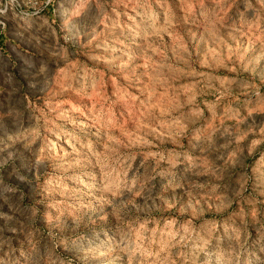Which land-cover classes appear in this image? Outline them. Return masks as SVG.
I'll return each instance as SVG.
<instances>
[{"label":"rangeland","instance_id":"374dc122","mask_svg":"<svg viewBox=\"0 0 264 264\" xmlns=\"http://www.w3.org/2000/svg\"><path fill=\"white\" fill-rule=\"evenodd\" d=\"M0 264H264V0H0Z\"/></svg>","mask_w":264,"mask_h":264}]
</instances>
